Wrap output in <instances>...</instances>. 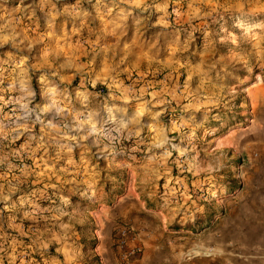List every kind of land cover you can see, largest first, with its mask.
<instances>
[{
	"label": "rangeland",
	"instance_id": "obj_1",
	"mask_svg": "<svg viewBox=\"0 0 264 264\" xmlns=\"http://www.w3.org/2000/svg\"><path fill=\"white\" fill-rule=\"evenodd\" d=\"M188 200L264 227V0H0V264H126L129 205Z\"/></svg>",
	"mask_w": 264,
	"mask_h": 264
},
{
	"label": "crops",
	"instance_id": "obj_2",
	"mask_svg": "<svg viewBox=\"0 0 264 264\" xmlns=\"http://www.w3.org/2000/svg\"><path fill=\"white\" fill-rule=\"evenodd\" d=\"M106 148L107 152L95 154V157L118 164L119 168L125 167V160L134 159V156L118 147H114V151L109 145H106ZM79 158H92V154ZM120 203L121 200L117 202L118 205H121ZM182 205H170L168 209L162 206V210L156 214L141 212L137 203L133 202L129 205V219L139 231L137 237L141 251L130 258L127 264H264V227L261 222H255L260 227L254 231L247 229L240 218V225H233V229L229 231L217 226L211 231L201 228L192 233L181 226L186 223L185 228L193 227V223L190 222L191 217L186 215L188 210L191 214L193 201H184ZM182 208H184L183 211H181ZM179 212L182 213L179 214ZM166 221L178 225L174 226L171 234L163 231V224ZM143 227L146 230L142 229ZM166 240H170L171 243L167 244ZM207 248L212 249L211 256L206 254ZM94 254L99 264H121L118 262V253L112 252L109 248L100 247Z\"/></svg>",
	"mask_w": 264,
	"mask_h": 264
},
{
	"label": "built area",
	"instance_id": "obj_3",
	"mask_svg": "<svg viewBox=\"0 0 264 264\" xmlns=\"http://www.w3.org/2000/svg\"><path fill=\"white\" fill-rule=\"evenodd\" d=\"M123 138L117 135L115 140L116 144L122 143ZM132 234L129 232V229L120 228L117 230L116 235V245L117 248L121 250L120 259L123 262H127L130 258L134 257L138 253V248L135 246L127 248V243L131 240ZM127 264V263H126Z\"/></svg>",
	"mask_w": 264,
	"mask_h": 264
},
{
	"label": "trees",
	"instance_id": "obj_4",
	"mask_svg": "<svg viewBox=\"0 0 264 264\" xmlns=\"http://www.w3.org/2000/svg\"><path fill=\"white\" fill-rule=\"evenodd\" d=\"M90 263H92V264H99L98 263V260H97V257L96 256H93L92 259H91V261H90Z\"/></svg>",
	"mask_w": 264,
	"mask_h": 264
}]
</instances>
